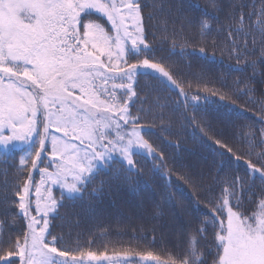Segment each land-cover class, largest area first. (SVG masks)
Instances as JSON below:
<instances>
[{
	"label": "snow or ice",
	"instance_id": "1",
	"mask_svg": "<svg viewBox=\"0 0 264 264\" xmlns=\"http://www.w3.org/2000/svg\"><path fill=\"white\" fill-rule=\"evenodd\" d=\"M208 5L240 25L255 15L237 19L243 4H229L227 11L219 0H208ZM161 17L166 18L165 31L168 25L183 29L192 23L171 0H161L158 7L154 0H0V151L27 149L11 194L3 199L6 206H0L5 217L0 264H138L127 253L94 251L91 242L67 247L66 237L55 231V221L64 203L82 198L98 178L103 185L141 175L134 149L150 156L154 167L168 169L162 149L145 139L143 110L133 112L140 100L134 85L141 70H150L189 100L180 74L156 57ZM242 39L243 47L233 43L230 55L234 51L239 64L250 54L249 43H258L264 66V9ZM199 51L203 54L205 48ZM251 67L255 76L256 61ZM204 91L217 95L209 88ZM191 101L199 109L210 96L197 92ZM204 123L217 155L234 158L237 164L243 160L245 172L221 180L191 167L172 168L168 175L174 171L196 189L197 197L210 205V215L179 232L173 255L162 259L153 251L138 253L144 264H264V151L253 160L251 145L249 152H242L234 136ZM253 135L259 136L256 146L264 149V126ZM102 170L111 173L106 180ZM161 201L184 211L183 201L170 193L162 192ZM245 204L252 206L246 210L251 214L241 211ZM161 215L160 204L147 213L153 233ZM148 244L154 246L155 239Z\"/></svg>",
	"mask_w": 264,
	"mask_h": 264
},
{
	"label": "trees",
	"instance_id": "2",
	"mask_svg": "<svg viewBox=\"0 0 264 264\" xmlns=\"http://www.w3.org/2000/svg\"><path fill=\"white\" fill-rule=\"evenodd\" d=\"M219 2L226 11L229 4L246 5L237 12V19L241 14L245 17L252 13L255 15L240 25L226 19L224 12L213 10L208 0H171L172 7L179 9L192 23L183 29L179 25L175 29L168 25L165 31L163 21L166 18L161 17L155 54L158 59L164 58L166 68L171 66L180 74L181 86L189 93L188 101L180 95L178 88L150 70H141L136 77L134 86L140 93V100L135 102L133 112L143 110L145 139L162 149L168 169L161 171L158 166L154 167L150 156L143 150L134 149L137 152L134 159L143 170L141 175L133 176L131 181L112 180L103 185L98 178L82 198L65 202L60 218L55 221V231L66 237L67 247H83L86 242H91L90 247L94 251H107L109 255L119 253L121 256L127 253L138 264H144L139 260L138 253L141 252L153 251L162 259L173 255V245L179 242V232L190 223L196 226L206 214L210 215V205L197 197V190L179 179L176 172L172 171L171 176L168 172L174 167H191L210 173L211 179L219 175L223 180L226 176L243 175L246 169L243 160L237 164L234 158L217 155L219 149L213 138L203 131L204 122L216 131L226 130L229 136H234L242 152H249L251 145L253 160L264 151L256 146L259 136L253 135L264 126V112L261 111V105H264V66L260 65V46L249 43L250 54L243 55L239 64L235 59L236 53L233 51L230 55L233 43L242 48V38L250 25H257L264 0ZM154 3L158 7L161 0H154ZM149 39H152L151 35ZM200 47L205 48L203 54ZM253 49L255 54H251ZM253 61L257 63L255 76L251 67ZM205 88L217 92V95L205 92ZM197 92L201 96H210V102L207 105L201 102L199 109L193 108L191 101V95ZM220 95H225V100L220 101ZM26 150V146H21L8 153L0 151V206H6L3 199L11 194L19 159ZM116 164L119 166V161ZM102 171V178L106 180L111 173ZM208 183L206 180L205 184ZM162 192L183 201L184 211L162 203ZM156 204L161 205L162 215L157 217L158 230L153 233L151 224L147 223V213ZM251 207L245 204L241 211L251 214L246 211ZM4 220L5 217L0 215V225ZM7 221L11 225V215ZM209 232L210 241L211 230ZM153 239L155 245L150 246L148 241Z\"/></svg>",
	"mask_w": 264,
	"mask_h": 264
}]
</instances>
